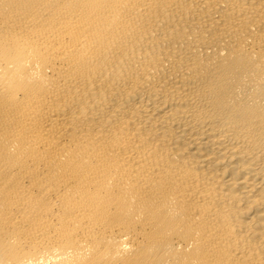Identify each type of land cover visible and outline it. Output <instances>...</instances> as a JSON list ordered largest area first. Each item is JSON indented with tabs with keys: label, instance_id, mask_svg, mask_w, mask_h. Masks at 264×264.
Masks as SVG:
<instances>
[{
	"label": "bare ground",
	"instance_id": "1",
	"mask_svg": "<svg viewBox=\"0 0 264 264\" xmlns=\"http://www.w3.org/2000/svg\"><path fill=\"white\" fill-rule=\"evenodd\" d=\"M0 264H264V0H0Z\"/></svg>",
	"mask_w": 264,
	"mask_h": 264
}]
</instances>
